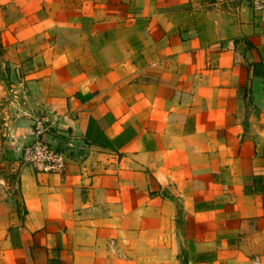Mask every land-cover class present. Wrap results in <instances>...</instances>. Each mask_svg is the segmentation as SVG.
Segmentation results:
<instances>
[{
  "label": "crops",
  "instance_id": "crops-1",
  "mask_svg": "<svg viewBox=\"0 0 264 264\" xmlns=\"http://www.w3.org/2000/svg\"><path fill=\"white\" fill-rule=\"evenodd\" d=\"M0 264H264V13L0 0Z\"/></svg>",
  "mask_w": 264,
  "mask_h": 264
},
{
  "label": "built area",
  "instance_id": "built-area-1",
  "mask_svg": "<svg viewBox=\"0 0 264 264\" xmlns=\"http://www.w3.org/2000/svg\"><path fill=\"white\" fill-rule=\"evenodd\" d=\"M254 11L264 13V0H248ZM47 125L43 117L37 116L32 122L35 139L22 148L21 159L39 173H62L66 166V155L46 142L42 135Z\"/></svg>",
  "mask_w": 264,
  "mask_h": 264
}]
</instances>
